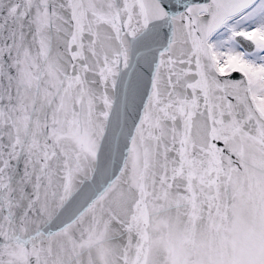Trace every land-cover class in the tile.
I'll return each mask as SVG.
<instances>
[{
	"label": "snow or ice",
	"instance_id": "6c2138e0",
	"mask_svg": "<svg viewBox=\"0 0 264 264\" xmlns=\"http://www.w3.org/2000/svg\"><path fill=\"white\" fill-rule=\"evenodd\" d=\"M0 264H264V0H0Z\"/></svg>",
	"mask_w": 264,
	"mask_h": 264
}]
</instances>
